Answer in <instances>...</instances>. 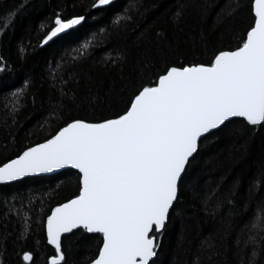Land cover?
I'll use <instances>...</instances> for the list:
<instances>
[{"label": "trees", "instance_id": "obj_1", "mask_svg": "<svg viewBox=\"0 0 264 264\" xmlns=\"http://www.w3.org/2000/svg\"><path fill=\"white\" fill-rule=\"evenodd\" d=\"M93 2L0 0V28L9 11L17 13L0 31V58L8 65L0 72V164L50 138L65 121L95 122L121 112L129 95L141 83H155L154 73L165 64L207 62L217 51L233 50L254 22L252 0H117L101 9H93ZM56 15L86 19L42 43ZM18 88L23 92L14 98ZM75 173L0 185V264H25L24 251L33 254L28 264H47L54 249L46 242L45 220L52 208L78 194ZM234 181L238 187L229 195ZM253 181L260 190L250 196ZM213 189L214 199L225 201L216 211L203 202ZM260 196L264 124L231 120L200 140L150 264H240L241 257L247 264L253 245L245 246L241 230ZM261 237L264 232L257 234V264H264ZM100 242V235L82 230L64 236L66 264H87Z\"/></svg>", "mask_w": 264, "mask_h": 264}, {"label": "snow or ice", "instance_id": "obj_2", "mask_svg": "<svg viewBox=\"0 0 264 264\" xmlns=\"http://www.w3.org/2000/svg\"><path fill=\"white\" fill-rule=\"evenodd\" d=\"M112 2L94 0L91 7L101 9ZM251 12L254 22L233 50L217 51L207 62L165 64L154 73L155 83H141L129 95L121 112L95 122L65 121L50 138L0 164V183L64 168L76 170L78 194L52 208L46 218L47 244L54 248L47 264H66L61 237L74 229L102 237L97 254L87 264H150L201 138L232 118H242L253 127L264 124V0H252ZM16 14L8 12L0 31ZM85 19L84 15H56L42 43ZM7 67L0 58V72ZM22 92L18 88L11 95L19 97ZM17 104L14 99L12 111ZM238 183L233 182L229 195H234ZM259 190V182L249 185L250 196ZM215 192L203 197L205 209L216 211L224 206V200L214 199ZM226 203L231 205L233 200ZM251 207L241 232L247 234L245 246L253 245L247 264H257V234L264 232V196ZM236 243L239 255V235ZM202 247L212 245L202 242ZM22 260L25 264L33 261L32 252L24 251ZM240 264H245L243 257Z\"/></svg>", "mask_w": 264, "mask_h": 264}, {"label": "water", "instance_id": "obj_3", "mask_svg": "<svg viewBox=\"0 0 264 264\" xmlns=\"http://www.w3.org/2000/svg\"><path fill=\"white\" fill-rule=\"evenodd\" d=\"M117 0H113V2L112 3H114V2H116ZM111 5V4H110ZM109 6V5H108ZM108 6H105V7H108ZM104 7V8H105ZM254 15V14H253ZM79 26V25H78ZM75 27H77V26H75ZM74 27V28H75ZM234 119H241L242 120V118H232V120H234ZM227 123V122H226ZM218 130V129H217ZM214 131H216V130H212L211 131V133L212 132H214ZM208 134H205V136H207ZM204 138V137H203ZM202 139V138H201ZM63 170H73V171H75L76 172V170L75 169H70V168H64V169H60V170H55V171H53V172H48V173H39V174H34V175H28V176H25V177H22V178H20V179H18V180H15V181H11V182H7V183H0V185H6V184H12V183H15V182H19V181H21V180H23V179H25V178H29V177H40V176H51V175H55V174H57V173H59V172H61V171H63ZM50 214H51V212H50ZM49 214V215H50ZM45 223H46V220H45ZM45 225V224H44ZM77 229H74L73 230V232L74 231H76ZM70 233H64V234H62V237H61V239L64 237V236H67V235H69ZM87 234H96V235H99L98 233H87ZM45 235H46V230H45ZM46 242H47V240H46ZM51 248H53L51 245H49ZM54 249V248H53ZM155 258V257H154ZM154 258H153V260H154ZM151 263V262H150Z\"/></svg>", "mask_w": 264, "mask_h": 264}, {"label": "bare ground", "instance_id": "obj_4", "mask_svg": "<svg viewBox=\"0 0 264 264\" xmlns=\"http://www.w3.org/2000/svg\"><path fill=\"white\" fill-rule=\"evenodd\" d=\"M222 127V126H221Z\"/></svg>", "mask_w": 264, "mask_h": 264}]
</instances>
